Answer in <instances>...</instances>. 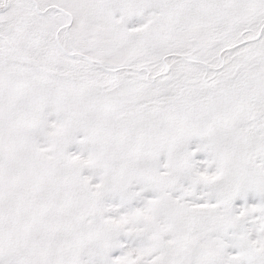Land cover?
Listing matches in <instances>:
<instances>
[{"label":"snow or ice","instance_id":"1","mask_svg":"<svg viewBox=\"0 0 264 264\" xmlns=\"http://www.w3.org/2000/svg\"><path fill=\"white\" fill-rule=\"evenodd\" d=\"M0 264H264V0H0Z\"/></svg>","mask_w":264,"mask_h":264}]
</instances>
